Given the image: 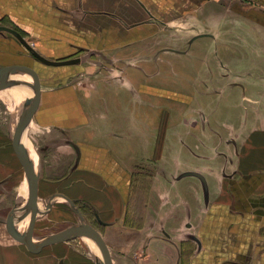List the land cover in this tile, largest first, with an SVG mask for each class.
Wrapping results in <instances>:
<instances>
[{
	"label": "crops",
	"instance_id": "1",
	"mask_svg": "<svg viewBox=\"0 0 264 264\" xmlns=\"http://www.w3.org/2000/svg\"><path fill=\"white\" fill-rule=\"evenodd\" d=\"M220 9V0H0V27L43 59L75 61L42 64L0 33V67L38 77L23 139L39 175L38 207L49 205L41 220H71V201L85 222L91 217L111 264H264V128L234 151L214 150L216 141L186 150L171 138L179 125L198 127L171 116L185 94L149 83L142 67L165 62L164 47L181 39L176 29L216 25L199 17ZM29 81L22 73L0 81V264H97L86 236L34 247L6 232L9 212L28 195L14 133ZM142 104L160 112L152 126Z\"/></svg>",
	"mask_w": 264,
	"mask_h": 264
},
{
	"label": "rangeland",
	"instance_id": "2",
	"mask_svg": "<svg viewBox=\"0 0 264 264\" xmlns=\"http://www.w3.org/2000/svg\"><path fill=\"white\" fill-rule=\"evenodd\" d=\"M220 3V12L215 10L199 17L204 21L215 19L216 25L176 29L181 39L164 47L165 62L159 56L151 62L152 69L142 64L151 74L149 83L164 84L168 90L185 94L182 98L186 104L174 108L171 116L176 122L196 118L198 127L179 125L171 138L184 142L186 150L193 153L213 141L217 142L213 146L216 151H234L247 134L264 128V1L220 0ZM159 113L153 106L142 104L140 117L152 126ZM144 144L146 147L151 144L149 138ZM195 162V156L183 160L185 164ZM143 187L136 192L137 200L145 198ZM41 210L38 207L34 213L17 214L16 223L20 220L19 224L25 225L21 231L26 235L42 238L79 222L74 214L66 223L41 220L48 212ZM32 214L36 219L30 221ZM89 220L86 222L90 224Z\"/></svg>",
	"mask_w": 264,
	"mask_h": 264
},
{
	"label": "water",
	"instance_id": "3",
	"mask_svg": "<svg viewBox=\"0 0 264 264\" xmlns=\"http://www.w3.org/2000/svg\"><path fill=\"white\" fill-rule=\"evenodd\" d=\"M0 32L10 33L19 40V42L24 46V48L29 51L33 57L41 62L42 64L49 66H60V65H68L74 63L75 61H49L38 56L33 49L26 43V41L13 29L7 27H0ZM22 73L28 76V90L27 94L24 98L23 106L20 110L19 120L17 127L14 133V144L16 146V150L23 162L27 182H28V195L23 200L17 201L9 212L6 221L5 228L8 235L18 243H22L28 246L40 247L52 245L60 242L68 241L71 238L77 236H88L93 241L94 246L96 248V261L97 264H111L107 251L105 248L104 241L100 233L90 224L85 222L84 217L81 212L74 206V204L67 200L68 205L72 209V211L76 214L79 222L76 224L69 225L68 227L60 230L56 233L50 234L48 236L42 238H35L29 235H26L23 231L17 228V214L24 213L27 214L29 211H33L34 213L38 208L37 201V183L39 179V175L35 173L33 163L30 157V154L24 144V135L28 128L29 122L32 118L33 110L35 107L36 96H37V88H38V77L36 72L26 66L22 65H13V66H4L0 67V81L4 78L12 75ZM185 175L196 176L203 180V177L198 175L197 173H187ZM49 205L46 203L43 206V210L41 213L48 211ZM23 218V217H22ZM36 219V216L32 214L30 221Z\"/></svg>",
	"mask_w": 264,
	"mask_h": 264
},
{
	"label": "bare ground",
	"instance_id": "4",
	"mask_svg": "<svg viewBox=\"0 0 264 264\" xmlns=\"http://www.w3.org/2000/svg\"><path fill=\"white\" fill-rule=\"evenodd\" d=\"M26 94H27V92L25 93V95L24 96H26ZM20 221V220H19ZM19 221L17 222V227L20 229V230H22V229H24L25 228V225H20L19 224ZM76 224V223H75ZM23 232H24V230H23ZM25 233V232H24ZM87 238H89L90 240H91V238L90 237H88V236H86ZM91 243H92V245H93V250H94V253L96 252V248H95V246H94V243H93V241H91Z\"/></svg>",
	"mask_w": 264,
	"mask_h": 264
}]
</instances>
